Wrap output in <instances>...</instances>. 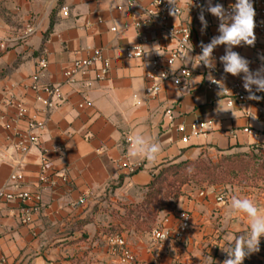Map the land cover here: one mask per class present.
<instances>
[{
	"label": "crops",
	"instance_id": "1",
	"mask_svg": "<svg viewBox=\"0 0 264 264\" xmlns=\"http://www.w3.org/2000/svg\"><path fill=\"white\" fill-rule=\"evenodd\" d=\"M152 1L140 0L130 8L125 1L0 0V191L20 190L42 198L29 224L22 221L28 206L0 201V258L8 264H121L110 252V232L119 226L123 208L143 201L162 167L264 150V92L255 93L258 100L229 106L218 91L208 88L206 67L193 68L189 62L192 79L180 87L167 81L156 97L147 94L151 60L174 48L154 28L136 27ZM63 8H68V16ZM183 8L178 24L192 30L187 59L198 61L201 43L219 35L218 25L201 31L202 9L207 23L211 21L207 0L199 9ZM29 28L33 32L27 36ZM141 36L148 41L145 58L128 59L127 49L137 46ZM93 50L102 51L109 61L108 76L91 87L87 84L93 74L66 84V70ZM233 50L249 62L251 71L264 67L263 55L244 45ZM216 52L223 56L225 46ZM43 60L46 66L41 69ZM220 74L224 84L243 76L225 73L224 66ZM36 83L62 86V97L54 100L57 106L46 119L39 146L24 155L14 146L16 131L26 124L11 103L24 102L36 116L42 110L32 90ZM86 102L89 105L81 108ZM219 103L230 110L218 112ZM133 133L160 143L155 162L128 159L127 139ZM43 159L48 183L40 180ZM14 174L23 180L13 184ZM222 194L228 195L224 204L217 201ZM233 195L252 199L264 215V200L253 190L192 185L184 189L174 212L160 213L155 227L173 230L178 215L188 213L192 229L182 245L159 244L154 237L135 233L121 235L137 264H224L229 256L221 247L227 246L228 236L234 239L248 231L244 216L227 215ZM258 251L264 256V238Z\"/></svg>",
	"mask_w": 264,
	"mask_h": 264
},
{
	"label": "built area",
	"instance_id": "2",
	"mask_svg": "<svg viewBox=\"0 0 264 264\" xmlns=\"http://www.w3.org/2000/svg\"><path fill=\"white\" fill-rule=\"evenodd\" d=\"M107 1L111 4H118L125 1L128 7L135 8L140 0ZM235 2L236 0H215V4H222L228 11H231V6L234 5ZM178 4L180 14L176 17L169 13L170 5L168 0H153L136 25L138 29L144 27L154 28L159 33L161 39L169 40L174 44V48L167 51L165 56H156L150 62L151 70L147 73V78L152 81V86L147 91L150 97H156L161 92V86L164 82L171 81L175 86L180 87L185 82L192 79L195 74L194 70L186 64V58L188 57L191 46L192 30L187 26L178 24V22H180L183 16V4L195 10L202 7L203 0H178ZM252 4L255 10L254 34L256 39L254 46H244L264 56V0H252ZM62 11L65 16H68V8H63ZM210 16L211 21L208 23V27L219 25V20L211 13ZM32 32V28H29L26 35L29 36ZM147 43V38L141 36L137 46L127 49V58L131 60H143L146 56L144 46ZM213 58L215 68L209 69L206 67L205 71L208 88L218 91L228 102L229 106H233L236 102L241 104L250 102V99H248L249 93L243 87V79L224 84L220 74L223 64L220 62V56L217 54L216 49L213 52ZM177 65L180 67L176 68ZM45 66L46 62L44 60L41 61V69H44ZM200 66L204 67L203 64ZM109 70L110 63L104 58L102 51L93 50L90 57L74 61L71 67L66 70V84H76L79 78H87L93 74L94 79L87 84L91 87L95 81L104 80L108 76ZM210 77L216 81H220L223 89H225L224 92H222L219 84L212 82ZM61 89L62 86L60 85L47 87H40L37 83L33 85L32 90L38 93L36 101L42 106V110L36 116L30 115V110L24 102L16 101L11 103L17 111L18 120L26 124L25 129H18L15 133L17 143L14 148L21 154L26 155L39 146L41 132L45 129L46 119L49 113L57 106L54 100H59L62 97ZM41 94H46L47 97L44 98ZM85 105H89V103L86 102L80 107L84 108ZM198 126V124H195L193 127L196 130ZM246 132L253 133L249 130ZM129 139L130 138L127 139L128 144ZM183 142L187 143L188 139H184ZM137 167L139 169L141 165ZM134 171L135 170H133V172ZM22 180L23 176L20 174H14L10 179L13 184H17ZM40 180L42 183L49 182V178L47 177V161L45 159L42 161V174ZM260 199L264 200V193L260 196ZM227 200V194H222L217 198L220 204L226 203ZM0 201L7 203L21 202L28 206L23 209L22 221L25 224H29L32 214L41 203L42 198L39 195H32L29 192L20 190L18 192L1 190ZM177 219V226L173 230L155 229L153 232L154 240L159 244L174 242L175 244L182 245L186 236L192 229V222L189 214L186 212H181ZM108 246L111 254L116 257L121 264H137L136 256L130 250L125 238L121 234L109 236ZM0 264H8V260L2 257L0 258Z\"/></svg>",
	"mask_w": 264,
	"mask_h": 264
},
{
	"label": "clouds",
	"instance_id": "3",
	"mask_svg": "<svg viewBox=\"0 0 264 264\" xmlns=\"http://www.w3.org/2000/svg\"><path fill=\"white\" fill-rule=\"evenodd\" d=\"M170 5L169 13L173 16L180 14L178 0H168ZM206 11L211 13L219 20L218 33L207 44L201 43V53L195 57L197 60H188L186 64L192 63L193 68L203 64L209 69L215 68L213 52L218 46H225V54L220 57V62L224 66V72L233 76H240L243 73V87L249 93L248 99L258 100L261 97L255 93L264 92V67L257 69L255 72L249 68V62L234 51L236 46H254V16L252 0H236L231 6V11L224 8L222 4H213L212 0H207ZM201 22L203 32L207 26V20L204 16V10L198 16ZM210 79H212L210 77ZM213 83L219 84L222 92L223 89L220 81L212 79ZM254 89V90H253ZM230 109L224 108L220 103L218 112H226ZM234 114V113H233ZM162 148L159 142L146 135L133 133L129 139V148L127 157L130 160L143 158L148 163H153L158 158ZM227 215H242L247 219L248 231L235 237L228 236V244L221 247L228 253L229 258L224 264H243L246 255L259 250L261 238H264V215L260 214L259 207L252 199L238 195H233L230 200V211Z\"/></svg>",
	"mask_w": 264,
	"mask_h": 264
},
{
	"label": "trees",
	"instance_id": "4",
	"mask_svg": "<svg viewBox=\"0 0 264 264\" xmlns=\"http://www.w3.org/2000/svg\"><path fill=\"white\" fill-rule=\"evenodd\" d=\"M259 151L261 152V150ZM250 159L253 160L256 157L250 158L248 155L227 157L217 167L206 163L202 158L196 161L171 163L162 167L148 186L147 195L141 207L144 218L138 219L137 230L150 231L161 212L175 211L183 197L182 188L191 182L197 183L201 187H216L235 185V183L249 185L248 181L264 180V161L256 168ZM238 164L242 167H238ZM168 184L171 192L167 193L164 199L159 200L163 187ZM245 233H238L236 237ZM261 257L264 256L259 251L250 253L245 256L243 264H264Z\"/></svg>",
	"mask_w": 264,
	"mask_h": 264
},
{
	"label": "rangeland",
	"instance_id": "5",
	"mask_svg": "<svg viewBox=\"0 0 264 264\" xmlns=\"http://www.w3.org/2000/svg\"><path fill=\"white\" fill-rule=\"evenodd\" d=\"M240 155H243V156L248 155V156H250V158L255 156L256 159H253V160L250 159L251 160L250 162H252V164L255 165L256 168L259 164H262V162L264 161V150L263 151L261 150V152L259 150H251V151H248L245 153L224 155L221 158H219L218 160L211 159L208 157L207 158L202 157V160H204L208 164L210 163L211 165L217 167L222 163L223 159H225L227 157H234V156H240ZM247 161H249V160H247ZM238 167L241 168L242 165L238 164ZM248 184L249 185H245V184L240 185L238 183H235V185H226V186L222 185L220 187H232V188H239V189H244V190H253L258 194L259 199H260V196L264 193V180L258 179L257 181H254V182L248 181ZM192 185H195L199 188H204V187L199 186L197 183L191 182L182 188L183 195H184V189L186 187L192 186ZM169 192H171V189H170V185L168 184V185H165V187H163L162 194L159 197V200L164 199V196L167 195V193H169ZM146 195H147V193H146ZM146 195H145V197H146ZM145 197L141 203H139L137 205H132L129 207L127 206V207L123 208L124 209L123 214L118 215V220L120 222L119 226L114 227L111 230L110 234H123L124 235L125 233H135L138 235H142V236L146 237L147 239L152 240V237H153L152 234L155 230L157 222H156V224H154L152 226V230H150V231L137 230V227H136L137 226L136 223H137L138 219L141 220L142 218H144L143 217V209L141 207H142V204L145 200ZM169 200L171 201L172 199L170 198ZM169 213H172V212H169Z\"/></svg>",
	"mask_w": 264,
	"mask_h": 264
}]
</instances>
